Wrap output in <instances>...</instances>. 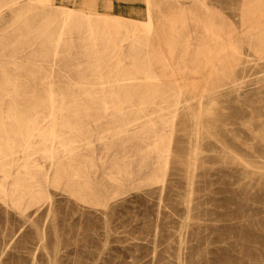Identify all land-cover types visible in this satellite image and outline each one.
Wrapping results in <instances>:
<instances>
[{
  "label": "rangeland",
  "instance_id": "1",
  "mask_svg": "<svg viewBox=\"0 0 264 264\" xmlns=\"http://www.w3.org/2000/svg\"><path fill=\"white\" fill-rule=\"evenodd\" d=\"M0 264H264V0H0Z\"/></svg>",
  "mask_w": 264,
  "mask_h": 264
},
{
  "label": "bare ground",
  "instance_id": "2",
  "mask_svg": "<svg viewBox=\"0 0 264 264\" xmlns=\"http://www.w3.org/2000/svg\"><path fill=\"white\" fill-rule=\"evenodd\" d=\"M126 1V0H125ZM130 1V0H129ZM128 2V1H127ZM245 42V41H244ZM232 48V47H231ZM235 49V48H234ZM167 51V50H166ZM174 51V50H173ZM177 82V81H176ZM184 96V95H183ZM189 100V99H188ZM177 106V105H176ZM105 107V106H104ZM176 108V107H175ZM182 110V109H181ZM96 138V137H95ZM94 142V141H93ZM93 145V144H92ZM198 157V156H197ZM190 158V157H189ZM101 166V165H100ZM243 179V178H242Z\"/></svg>",
  "mask_w": 264,
  "mask_h": 264
}]
</instances>
